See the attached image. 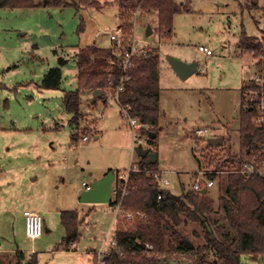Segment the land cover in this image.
Listing matches in <instances>:
<instances>
[{
    "label": "rangeland",
    "instance_id": "374dc122",
    "mask_svg": "<svg viewBox=\"0 0 264 264\" xmlns=\"http://www.w3.org/2000/svg\"><path fill=\"white\" fill-rule=\"evenodd\" d=\"M57 2L63 5L54 4ZM77 2L36 0L38 6L33 8L0 9V252L14 253L0 254V264L29 262L35 255L21 263L23 257L16 252L30 255L31 250L39 264H79L86 251L107 245L116 232L114 212L109 204L81 203L83 184L90 186L109 170L120 174L131 163H139L145 156L137 155L133 146L156 154L157 170L168 182L167 186L161 182V188L174 196L191 191L199 171L238 168L234 162L218 167L216 163L239 153L243 85L257 76L264 79V50L256 58L239 50L242 32L261 42L264 0H254L256 7L252 0H189V10L174 16L170 39L158 37L155 11L133 15L130 37L137 35L147 42L145 50L158 47L160 56L157 137L149 139L154 131L143 128L136 132L140 145H134L129 122L111 100V90H104L106 102L95 99L91 91L82 92L77 123L71 122L72 115L63 107V94L77 89L76 53L90 46L110 48V36L119 26V9L113 0H98L102 5L98 10L72 6ZM147 28L153 31L150 37L145 36ZM199 47L212 55H203ZM167 57L195 61L199 69L182 81L167 64ZM51 69H59L62 75L54 90L42 87ZM255 84L259 90L246 94L243 110L252 97L261 106L249 105L256 108L253 123L258 125L257 118L264 116V83ZM204 129L209 132L198 136L196 132ZM96 134L100 140H95ZM84 136L88 142H81ZM209 138H222L226 148L209 151ZM195 147L197 156H204L200 169ZM260 149L264 154V145ZM224 175H217L214 187L208 190L216 210L218 182ZM31 203L43 219V234L33 242L25 237L23 218V210ZM61 211L77 213L80 224L74 252H52L65 235ZM139 219L125 226L132 229ZM211 229L218 235L215 226ZM181 231L193 246L202 245L198 225L189 223ZM144 256L155 258L156 264H194L190 252ZM241 263L264 264V256L256 261L244 256Z\"/></svg>",
    "mask_w": 264,
    "mask_h": 264
},
{
    "label": "trees",
    "instance_id": "16d2710c",
    "mask_svg": "<svg viewBox=\"0 0 264 264\" xmlns=\"http://www.w3.org/2000/svg\"><path fill=\"white\" fill-rule=\"evenodd\" d=\"M253 1V6L256 3ZM189 0L176 3L174 0H113L119 9V26L123 30L124 39L129 41L133 15H145L155 11L157 13L156 32L160 39H170L173 30L174 16L189 10ZM63 5L60 2L54 3ZM108 5V4H107ZM38 6L36 0H0V9H28ZM75 8L100 9L98 0H78L73 3ZM105 6V5H104ZM241 53H251L256 58L264 50V34L261 42L255 37L246 36L242 32L239 41ZM79 72L77 74V89L63 94L62 104L65 111L72 115L71 122L77 123L80 118V95L84 91L101 92L99 98L103 102L104 90L109 89L108 81L113 80V87L117 85L121 71L110 62L117 60L112 47L100 49L90 46L80 49L76 55ZM159 48L148 49L145 55H139L133 60V67L128 73V80L123 83V91L119 94L120 105L128 108L130 118L136 119L143 127L153 130L157 135L160 117V86H159ZM260 66V65H258ZM262 71H264V64ZM62 80L59 69H51L45 76L42 87L44 89H58ZM256 91L259 87L252 81L242 87V108L239 119L238 140L239 153L233 159L222 157L218 165L227 166L235 163L239 167L244 161L253 157L264 159L260 146L264 142V125H255V109L243 110L245 92ZM264 91V85L263 89ZM226 147L207 146L209 151L223 150ZM194 157L199 169L202 167L201 158ZM233 160V161H232ZM211 162L210 165H213ZM141 171L131 173L128 178V193L122 205L126 211L138 212L144 215L137 220L132 229L122 231L116 229L113 240L116 248L106 258L107 264H156V259L145 257L146 245L152 250L149 253H193L194 264H242L241 259L249 256L252 259L264 256V178L258 175L243 177L229 173L222 176L218 182L219 210L214 207V200L209 191L198 194L193 191H183L180 196L170 192L162 194L159 185L153 178L157 173V162L152 164L147 157L139 162ZM145 170V171H143ZM217 171V170H216ZM115 178L119 173H115ZM210 179H216L215 174H209ZM162 195L161 200L157 197ZM112 204V203H110ZM218 215L219 219L213 216ZM222 221V222H220ZM198 225L202 230L203 243L188 250V239L182 235L181 228L187 224ZM60 224L65 235L61 246L73 244L78 239L79 221L75 211L60 213ZM215 226L218 235L211 227ZM196 236L198 234L196 233ZM20 259L21 263L25 260ZM24 264H38L37 258Z\"/></svg>",
    "mask_w": 264,
    "mask_h": 264
},
{
    "label": "built area",
    "instance_id": "2783aa9c",
    "mask_svg": "<svg viewBox=\"0 0 264 264\" xmlns=\"http://www.w3.org/2000/svg\"><path fill=\"white\" fill-rule=\"evenodd\" d=\"M110 41H111V47L114 51V54L117 56V60L114 62H110L112 65H116L120 71H121V76L119 78V81L117 85L112 89L113 87V80L110 78L108 81V86L109 89L113 92L112 101H115L118 106L120 107L122 117L126 119L129 122V125L131 127V131L133 134V142L134 145L141 144V138L138 134H136L137 131H140L141 129L145 128L143 127L136 119L130 118L128 115V108L127 107H122L120 105V100H119V94L123 91V83L128 80V73L133 67V60L135 57L139 55H145L146 52L148 51L145 50V43L143 40L137 38V35H133L132 38L126 43L123 39V33L120 28H117V30L111 34L110 36ZM199 52H201L205 56H210L212 55V52L203 47L198 48ZM264 83V79L261 77L257 76L254 78V83ZM252 90H248L245 92V97L246 94L252 93ZM256 92V91H255ZM260 93V92H258ZM257 93V94H258ZM261 94V93H260ZM263 95V94H262ZM247 103L257 105L258 107H261L252 99V97L249 98ZM250 104H247L245 109H256L255 106L249 107ZM258 110V109H257ZM256 122L258 125H264V116H261L260 118L258 117ZM209 131L208 129L204 130H198L196 133L198 136L207 134ZM88 137L84 136L81 138V142H87ZM77 141L74 142V145ZM264 145V142L263 144ZM196 150V147H195ZM133 151L135 152V147L133 146ZM141 171L139 163H131L130 167L125 171L120 174H118V177L115 178L112 188H111V203L113 207V212H114V222L116 225V229H121L122 231H127L129 230L128 227H126V223L132 224L137 218H143L144 215L138 212H130L126 211L123 208L122 202L124 197L128 193V178L131 173L139 172ZM145 171V170H143ZM239 174L243 177H250L253 175H258L260 177L264 178V159L259 160L258 158L253 157L250 160L244 161L236 170H228L225 172H218L216 170L212 171H199L198 176L196 178L195 183L192 186L191 191L201 194L202 190L208 191L209 189L213 188L215 185V180L217 179V175L219 174ZM209 174H215L216 179H210L208 177ZM153 178L159 185V190L162 192L161 188V182L164 186L168 185V182L166 180H162L160 172L153 173ZM83 188L85 190H88L90 188L89 185L83 184ZM163 194V193H162ZM162 195L160 194L157 197V200H161ZM23 218H24V233L25 237L30 240L31 242L39 239L42 234H43V219L41 216L32 210H24L23 211ZM120 225L122 223H125L124 226L126 227H118V224ZM116 248V242L112 239L107 245L104 244L100 249L96 250L93 253V260L91 264H107L106 263V258L114 251ZM146 254H149V251L152 250V247L150 245H146Z\"/></svg>",
    "mask_w": 264,
    "mask_h": 264
},
{
    "label": "water",
    "instance_id": "95a60500",
    "mask_svg": "<svg viewBox=\"0 0 264 264\" xmlns=\"http://www.w3.org/2000/svg\"><path fill=\"white\" fill-rule=\"evenodd\" d=\"M152 34V30L147 28L145 36L149 37ZM167 62L172 69V71L177 75V77L185 81L193 74L198 71V63L193 61L190 63L184 62L175 57H167ZM255 68L252 67V71ZM93 97L98 99L101 97V92L99 90L93 91ZM149 139H155L157 135L155 133H149ZM223 143L222 138H209L207 139V145L211 147L221 146ZM135 153L139 156H145L148 158L149 162L154 164L157 162V156L151 153L149 150H142L140 147L135 148ZM115 174L113 172L107 173L102 179L94 181L88 190H85L80 196V202L83 204H110L112 195L111 188L114 182ZM164 195L169 193L168 190H162ZM206 191L202 190L201 194H205ZM188 250H193L194 246L190 242H186Z\"/></svg>",
    "mask_w": 264,
    "mask_h": 264
},
{
    "label": "crops",
    "instance_id": "0c3cea01",
    "mask_svg": "<svg viewBox=\"0 0 264 264\" xmlns=\"http://www.w3.org/2000/svg\"><path fill=\"white\" fill-rule=\"evenodd\" d=\"M177 3V2H176ZM182 3V2H181ZM151 12H149L148 14H146V15H149ZM151 35H153V31H152V34ZM150 35V36H151ZM149 36V37H150ZM211 56V55H210ZM208 57V56H207ZM183 61V60H182ZM184 62H185V60H184ZM187 63H189V62H187ZM167 64H168V62H167ZM169 65V64H168ZM170 67V66H169ZM199 69V68H198ZM159 86H160V76H159ZM93 93V92H92ZM99 99V98H98ZM160 101V100H159ZM106 102V101H105ZM101 139V136L99 135V134H96V136H95V140L97 141V140H100ZM87 142H88V140H87ZM110 171V170H109ZM109 173V172H108ZM105 175H107V174H105ZM104 177V176H103ZM102 177V178H103ZM102 178H97L96 179V181H98V180H100V179H102ZM114 180H115V178H114ZM110 205V207L112 208V211H113V205L112 204H109ZM27 209H29V210H32V211H35V212H37V211H39L38 210V208L35 206V204L34 203H31V204H29L28 205V207H26L24 210H27ZM23 210V211H24ZM61 212H63V211H61ZM60 212V213H61ZM98 226H100V224H98ZM46 232H49L48 230H46ZM64 238V237H63ZM62 242V241H61ZM61 242L60 243H58L57 245H56V248L52 251V252H63V251H66V252H68V253H70V252H74L75 251V249H76V242L75 243H73V244H70V245H68V246H65V245H60L61 244ZM96 250H88V251H86L85 252V254L82 256V260H80L79 261V264H91L92 263V260H93V253L95 252ZM3 253H9V254H14L13 252H0V254H3ZM16 253H20V254H24L23 256H24V258H27V256H34L35 255V257L37 258V261H39L38 260V257H37V254L36 253H34V251L33 250H31L30 251V255H26L25 253H22V252H16ZM250 259L251 260H254V261H256V259H252L251 257H250ZM38 264H39V262H38Z\"/></svg>",
    "mask_w": 264,
    "mask_h": 264
}]
</instances>
